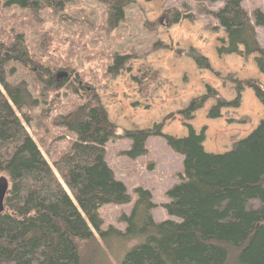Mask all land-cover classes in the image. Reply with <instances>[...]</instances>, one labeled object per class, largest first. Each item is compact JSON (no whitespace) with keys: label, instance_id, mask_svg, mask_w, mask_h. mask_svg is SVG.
<instances>
[{"label":"trees","instance_id":"16d2710c","mask_svg":"<svg viewBox=\"0 0 264 264\" xmlns=\"http://www.w3.org/2000/svg\"><path fill=\"white\" fill-rule=\"evenodd\" d=\"M68 1L0 0V10H61ZM107 2L106 23L113 29L122 21L129 2ZM209 14L218 23L212 29L220 27L226 35L217 53L254 55L257 71L264 74V48L256 36V27L264 29V11L256 8L249 15L241 0H225ZM179 19L178 11L173 12L169 23ZM29 53L20 33L11 34L10 41L0 40V175L9 183L0 213V264H102V245L110 249L112 241L133 242L119 264H264V117L221 152L207 151L206 126L197 131L189 122L210 98L215 102L206 110L207 119L220 118L223 108H238L245 87L264 108V86L257 79L231 80L234 97L230 100L206 84L202 95L179 110L186 135L163 133V121L151 128L123 131L131 141L125 151L131 157L145 153V142L152 135L161 136L182 157L180 181L166 191L169 200L162 204L166 214L178 220H155L151 193L137 187L130 212L120 216L124 229L109 225L101 230L98 208L130 201L123 183L104 160V145L115 136L116 127L94 86L87 83L88 90L81 85L77 92L86 95V100L58 117L75 139L49 163L17 114L38 100L32 98L26 81L8 79L15 71L9 64L27 65ZM187 56L199 69L211 71L210 61L195 49ZM127 59L128 55L116 54L103 76L116 75ZM53 70L40 64L31 72V87L38 90L41 102L51 103L56 93ZM132 79L138 92H154L159 71L141 65ZM68 82L73 85L71 79Z\"/></svg>","mask_w":264,"mask_h":264},{"label":"rangeland","instance_id":"374dc122","mask_svg":"<svg viewBox=\"0 0 264 264\" xmlns=\"http://www.w3.org/2000/svg\"><path fill=\"white\" fill-rule=\"evenodd\" d=\"M107 1L69 0L61 10L41 8L34 13L17 7L0 10V40L10 41L11 34H22L31 57L27 65L9 64L15 71L8 79L26 81L32 98L38 100L37 105L23 107L17 114L51 163L75 139L73 133L59 124L58 117L86 100V95L77 92L81 85L94 86L108 119L116 127L115 136L104 145V160L130 196L128 203H106L98 208L100 229L105 230L109 225L124 229L120 216L130 212L137 187L151 193L156 205L151 211L155 220H178L168 216L162 204L169 200L166 191L180 181L182 157L161 136L155 135L147 138L144 154L131 157L125 153L131 141L123 136V131L151 128L163 121V133L186 135L179 110L192 98L202 95L206 84L220 97L230 100L234 97L231 80L255 78L264 86V74L257 71L254 55L244 58L217 53L216 48L225 42L226 35L220 27L212 29L218 23L209 13L225 0H127L124 17L113 29L106 23ZM241 5L249 15L256 8L264 11V0H241ZM176 11L181 19L169 23ZM256 36L264 48V29L256 27ZM190 49L207 57L211 71L195 65L187 56ZM116 54L128 55L123 69L116 75L103 76ZM40 64L54 69L52 75L57 88H53L56 93L51 103L41 102L38 90L31 87L34 83L31 72L35 73ZM141 65L159 71V84L154 92H138L132 77ZM63 71L67 76H56ZM70 79L73 85H69ZM214 102V98L208 99L189 121L197 131L206 126L204 145L210 152L229 149L264 117V108L247 87L238 108H223L220 118L207 119L206 110ZM167 115L172 117L164 119ZM131 244L112 241L110 249L103 244L102 264H119L124 250Z\"/></svg>","mask_w":264,"mask_h":264},{"label":"water","instance_id":"95a60500","mask_svg":"<svg viewBox=\"0 0 264 264\" xmlns=\"http://www.w3.org/2000/svg\"><path fill=\"white\" fill-rule=\"evenodd\" d=\"M56 76H67V73L65 71L59 72L56 74ZM8 179L4 175H0V213L4 209V197L5 193L8 188Z\"/></svg>","mask_w":264,"mask_h":264}]
</instances>
